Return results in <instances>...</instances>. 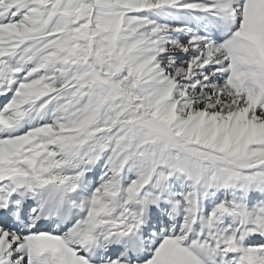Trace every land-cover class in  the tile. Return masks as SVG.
Returning a JSON list of instances; mask_svg holds the SVG:
<instances>
[{
  "label": "snow or ice",
  "instance_id": "1",
  "mask_svg": "<svg viewBox=\"0 0 264 264\" xmlns=\"http://www.w3.org/2000/svg\"><path fill=\"white\" fill-rule=\"evenodd\" d=\"M0 264H264V0H0Z\"/></svg>",
  "mask_w": 264,
  "mask_h": 264
}]
</instances>
